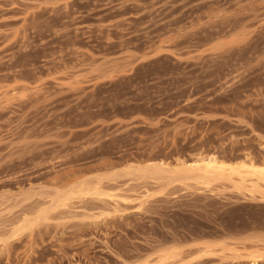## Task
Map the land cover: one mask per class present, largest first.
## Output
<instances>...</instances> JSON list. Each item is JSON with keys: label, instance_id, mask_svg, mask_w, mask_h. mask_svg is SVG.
Here are the masks:
<instances>
[{"label": "rangeland", "instance_id": "rangeland-1", "mask_svg": "<svg viewBox=\"0 0 264 264\" xmlns=\"http://www.w3.org/2000/svg\"><path fill=\"white\" fill-rule=\"evenodd\" d=\"M251 166L264 0H0V264H264Z\"/></svg>", "mask_w": 264, "mask_h": 264}, {"label": "bare ground", "instance_id": "bare-ground-1", "mask_svg": "<svg viewBox=\"0 0 264 264\" xmlns=\"http://www.w3.org/2000/svg\"><path fill=\"white\" fill-rule=\"evenodd\" d=\"M156 167L157 166H155L154 171L159 170V168H156ZM182 167L184 168L183 174H193L194 175V174H197L196 172H202V175L205 177H212V178H216V179H224V178L228 177L227 173H226L228 169L226 168L225 165L219 164V162L216 161V159H211L208 162L203 161V163L200 166H198V165H196V166H194V165L185 166V164H183ZM227 167H229V166L227 165ZM231 168H234V167H231ZM238 169H240V168H238ZM245 173L247 174V176H251V177L256 178L257 179L256 181L264 182V167H255L254 168L253 166H251L250 169L245 171ZM242 174H243V172H241V171H233L232 175L241 176ZM247 176H244L242 178L243 182H247V179H246Z\"/></svg>", "mask_w": 264, "mask_h": 264}]
</instances>
